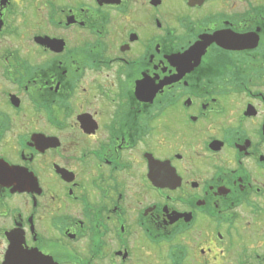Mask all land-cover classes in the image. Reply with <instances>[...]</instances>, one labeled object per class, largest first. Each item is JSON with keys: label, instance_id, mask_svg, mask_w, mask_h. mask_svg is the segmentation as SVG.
<instances>
[{"label": "flooded vegetation", "instance_id": "1", "mask_svg": "<svg viewBox=\"0 0 264 264\" xmlns=\"http://www.w3.org/2000/svg\"><path fill=\"white\" fill-rule=\"evenodd\" d=\"M0 264H264V0H0Z\"/></svg>", "mask_w": 264, "mask_h": 264}]
</instances>
